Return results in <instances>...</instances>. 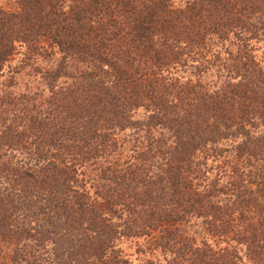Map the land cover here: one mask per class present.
I'll list each match as a JSON object with an SVG mask.
<instances>
[{"label": "trees", "instance_id": "1", "mask_svg": "<svg viewBox=\"0 0 264 264\" xmlns=\"http://www.w3.org/2000/svg\"><path fill=\"white\" fill-rule=\"evenodd\" d=\"M12 1L0 264H264V0Z\"/></svg>", "mask_w": 264, "mask_h": 264}, {"label": "rangeland", "instance_id": "2", "mask_svg": "<svg viewBox=\"0 0 264 264\" xmlns=\"http://www.w3.org/2000/svg\"><path fill=\"white\" fill-rule=\"evenodd\" d=\"M183 0H177L176 2H180L182 4ZM13 5V1L12 0H0V7H6L9 8ZM139 117L142 115L141 112H139ZM164 230H173V229H177V230H181L185 233H187L188 235H193L195 237H197V239H201V237L206 235V231L202 225L201 222L197 221L195 223L191 222L188 224H180L178 226H172L169 224H165L163 226ZM158 233H156L155 236H157ZM151 240L148 239H138L136 241H123V243H121V248L123 250V253L126 255V257L132 262V264H137L138 260L143 257L141 254H138L136 249L137 247H142V245H146V242ZM160 262H158L157 264H166L164 261H161V259L159 258Z\"/></svg>", "mask_w": 264, "mask_h": 264}]
</instances>
